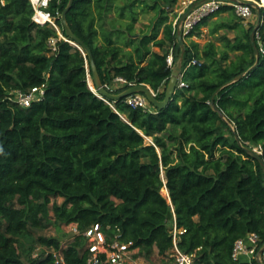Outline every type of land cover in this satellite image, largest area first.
I'll use <instances>...</instances> for the list:
<instances>
[{"label": "trees", "instance_id": "16d2710c", "mask_svg": "<svg viewBox=\"0 0 264 264\" xmlns=\"http://www.w3.org/2000/svg\"><path fill=\"white\" fill-rule=\"evenodd\" d=\"M69 1L49 0L46 9L65 38L60 18ZM177 1L74 0L67 13L113 94L144 84L163 100L173 72L167 59L173 52L176 67L183 54L186 87L166 108L143 110L97 97L88 56L65 41L53 52L57 31L33 21L29 0H0V264H25L18 239L52 224L80 232L99 224L109 241L119 236L137 257L169 264L173 214L179 248L197 264H259L232 253L249 234L264 252V167L244 150L261 148L264 161V12L257 26H222L239 35L224 38L219 57L214 43L183 52L170 22ZM149 12L151 24L136 32ZM225 12L232 10L218 14ZM117 78L127 84L113 90ZM44 84V98L30 108L9 100ZM37 242L46 253L29 264H57V255L87 264L82 235L66 246L44 236Z\"/></svg>", "mask_w": 264, "mask_h": 264}, {"label": "built area", "instance_id": "2783aa9c", "mask_svg": "<svg viewBox=\"0 0 264 264\" xmlns=\"http://www.w3.org/2000/svg\"><path fill=\"white\" fill-rule=\"evenodd\" d=\"M34 8L35 14L33 21L45 26L49 24L58 34V38H52L49 41V47L53 52L58 49V42H69L63 36L55 20L51 17L46 9L49 6V0H29ZM175 17L172 21L174 33L179 36H187L205 19L217 15L223 8H230L235 16L245 25L251 27V23L256 19L259 23V13L264 12V0H178ZM45 15L46 21L39 20V15ZM255 24V26H257ZM168 66L176 69L173 52L167 59ZM194 60L191 65H196ZM127 82L122 78H117L114 85L110 88L114 90L123 87ZM132 87V86H131ZM186 84L182 81V73L178 82V89L185 88ZM46 84L34 88L30 92L13 91L10 93L9 100L19 104L23 108H30L34 103L40 102L45 95ZM156 95V94H155ZM126 104L133 109L150 110L152 105L142 94H136L125 99ZM262 153V151H261ZM74 229L75 236L82 235L85 238V252L87 255V264H149L137 257L138 250L133 249V242H123L119 236L109 241L99 224H95L80 232L75 225H70ZM183 234L179 230L173 214V250L169 264H197L194 255H189L179 248V237ZM74 236V237H75ZM260 238L256 234H249L245 238L236 242L233 249L232 257L235 261L243 259L251 262L252 260L261 261L264 264V252L259 253ZM57 264H64L61 255H57Z\"/></svg>", "mask_w": 264, "mask_h": 264}, {"label": "rangeland", "instance_id": "374dc122", "mask_svg": "<svg viewBox=\"0 0 264 264\" xmlns=\"http://www.w3.org/2000/svg\"><path fill=\"white\" fill-rule=\"evenodd\" d=\"M176 9H177V6H175L174 10L176 11ZM175 11L170 14V22L174 20ZM233 15L234 14L232 12H225V13L217 14L216 16L210 18V20H208L206 25L201 26L199 30H196V33H200L199 35H194L190 39H184L183 41L184 46L188 48H192L191 44L196 43L201 48H203L208 43H214L217 48L219 57H221L222 53L226 51V48L224 45L226 40L224 38H227L228 40H234L239 35L238 31H234V30H230V29H226L222 27L225 24L232 25L235 22H241L234 18L235 21L232 23L230 19L232 18ZM154 17H155V13L153 12L141 13L139 17L140 21L136 26V32H139L140 29L145 28V26L147 25H150ZM251 24H252L251 27H254L255 24H257L256 19H254V21ZM244 27L248 29V27H246L245 25ZM154 50L157 51V49H154ZM231 56L234 57L233 54ZM175 57L177 60V65H176V68H177L179 62L183 60V54H181L180 57L178 55ZM90 82H91V86H93V82L91 78H89V83ZM118 88H121V87H118ZM115 89H116V86L114 90ZM231 127L233 130H235L234 125H231ZM253 149L255 150L257 154L261 153V148L254 146ZM162 194L168 200L170 199L168 191L166 189L162 191ZM58 202L62 203L63 200L59 199ZM40 236H44L46 238H55V239L57 238L60 240L62 246H66L74 238L75 232L72 226L62 225L60 227H57L54 224H52L48 229L44 230L43 232L36 231L34 233V236L20 237L17 242V249H18V253H19L21 260L25 264H29L32 260H35L46 253V250L42 246H40L39 243L37 242V239ZM139 258L141 261L149 263V264H160L162 261L156 255L153 256L152 261H147L144 257H139Z\"/></svg>", "mask_w": 264, "mask_h": 264}, {"label": "water", "instance_id": "95a60500", "mask_svg": "<svg viewBox=\"0 0 264 264\" xmlns=\"http://www.w3.org/2000/svg\"><path fill=\"white\" fill-rule=\"evenodd\" d=\"M73 2H74V0L69 1V4H68L66 10L61 15V18H60L61 23H62L63 29H64L65 34H66V38L68 39L69 43L71 45L75 46L76 48H78L84 54V56H88L90 66L92 68V74H93V78H92L93 86H91L89 84V87L97 95V97H99L100 99H108V100L116 102V101L126 99V98L133 96V95H136V94H142L147 98L148 102L155 109L160 110V109L166 108L170 104V102L172 101L173 95L176 92V90L178 89V82H179V79L181 76L183 61L181 60L178 64L177 68L175 70H173L170 81L168 83V86H167V89L165 92V98L163 100H158L157 96L155 95L153 90L149 86L144 85V84L129 87L128 89H126L125 91H123L120 94H113V93L109 92L107 90L106 86L103 85V83L101 81V78H100V75L98 73L97 66L95 63V59H94V56H93L91 49L80 38H78L74 34V32L72 31V29H71V27L67 21V13L71 9ZM258 17H259V22H260L261 18H262V13H259ZM255 35H256V30H254L252 32L251 39H252V44H253L255 54L258 56L259 52H258V48H257L256 41H255ZM178 40H179L181 47L183 48V52H185L186 48H185L184 43H183V36L179 35ZM243 77H244V75L240 76L238 78V80L242 79ZM212 104L214 105V103H212ZM237 139L239 140V138H237ZM239 145L241 146L240 141H239ZM244 150L248 154H250L254 159L258 160L261 163V165L264 167V161L262 159V153L257 154L255 152V150L252 148H244ZM259 264H263V263L261 261H259Z\"/></svg>", "mask_w": 264, "mask_h": 264}, {"label": "bare ground", "instance_id": "6f19581e", "mask_svg": "<svg viewBox=\"0 0 264 264\" xmlns=\"http://www.w3.org/2000/svg\"><path fill=\"white\" fill-rule=\"evenodd\" d=\"M34 1L37 2L38 0H34ZM38 18H39V20H41V21H43V20L46 21V19H47L46 16L43 15V14L39 15ZM89 84L91 85V82H90ZM166 193H167V192H166Z\"/></svg>", "mask_w": 264, "mask_h": 264}, {"label": "crops", "instance_id": "0c3cea01", "mask_svg": "<svg viewBox=\"0 0 264 264\" xmlns=\"http://www.w3.org/2000/svg\"><path fill=\"white\" fill-rule=\"evenodd\" d=\"M152 109H153V108H152ZM152 109H151V110H152Z\"/></svg>", "mask_w": 264, "mask_h": 264}]
</instances>
